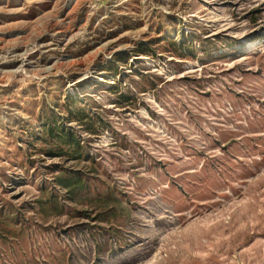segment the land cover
<instances>
[{
	"label": "rangeland",
	"instance_id": "obj_1",
	"mask_svg": "<svg viewBox=\"0 0 264 264\" xmlns=\"http://www.w3.org/2000/svg\"><path fill=\"white\" fill-rule=\"evenodd\" d=\"M0 264H264V0H0Z\"/></svg>",
	"mask_w": 264,
	"mask_h": 264
},
{
	"label": "trees",
	"instance_id": "obj_2",
	"mask_svg": "<svg viewBox=\"0 0 264 264\" xmlns=\"http://www.w3.org/2000/svg\"><path fill=\"white\" fill-rule=\"evenodd\" d=\"M168 42H171V41H168ZM171 44L175 47V44L173 43ZM141 51H143V53L146 54L143 48ZM82 179H83L82 176L77 175L75 178H71L69 181L62 182V185L64 186L66 190L74 191L75 189L81 188V186L83 185Z\"/></svg>",
	"mask_w": 264,
	"mask_h": 264
}]
</instances>
